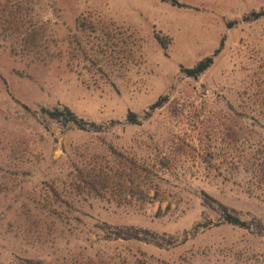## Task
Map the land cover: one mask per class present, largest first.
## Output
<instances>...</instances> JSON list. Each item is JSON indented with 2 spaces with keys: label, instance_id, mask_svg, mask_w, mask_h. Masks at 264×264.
Masks as SVG:
<instances>
[{
  "label": "rangeland",
  "instance_id": "obj_1",
  "mask_svg": "<svg viewBox=\"0 0 264 264\" xmlns=\"http://www.w3.org/2000/svg\"><path fill=\"white\" fill-rule=\"evenodd\" d=\"M177 1L0 0V264H264V0Z\"/></svg>",
  "mask_w": 264,
  "mask_h": 264
},
{
  "label": "trees",
  "instance_id": "obj_2",
  "mask_svg": "<svg viewBox=\"0 0 264 264\" xmlns=\"http://www.w3.org/2000/svg\"><path fill=\"white\" fill-rule=\"evenodd\" d=\"M161 1L167 2L172 6H181L177 0H161ZM254 16L255 18H259L260 14L254 13ZM156 38L164 49L168 48L169 42L167 38L161 36H157ZM218 53H220L219 50H217L212 55L206 57L205 59L199 61L194 67L182 69L183 74H185L189 78H194V79L200 77L201 75L205 74L214 65ZM162 105H163L162 100H159L151 107V110L155 111L156 109L160 108ZM42 113L45 116V118H47L50 121L62 122L64 124L70 123L75 128L78 129L84 128L82 121L70 108L66 107L63 110L57 109L54 111L42 109ZM127 122L130 124H139L140 121L138 120V116L135 113H130L127 116ZM91 184H93L94 186L97 183L93 182ZM203 195H204L203 197L204 205L209 209L216 210L217 212H219L220 215L223 217L225 223L240 227L247 226L246 223L242 222L238 217L230 214L229 208L227 206L220 203L217 199L209 196L207 193H204ZM127 234L128 235L125 236L124 238L140 240V237L138 235H132L129 232ZM37 264H42V263L39 261L37 262Z\"/></svg>",
  "mask_w": 264,
  "mask_h": 264
}]
</instances>
